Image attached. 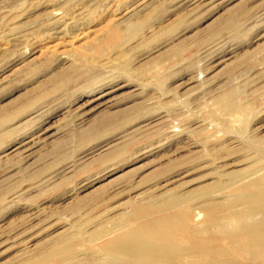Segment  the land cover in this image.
I'll list each match as a JSON object with an SVG mask.
<instances>
[{"label": "rangeland", "instance_id": "obj_1", "mask_svg": "<svg viewBox=\"0 0 264 264\" xmlns=\"http://www.w3.org/2000/svg\"><path fill=\"white\" fill-rule=\"evenodd\" d=\"M263 167L264 0H0V264L200 226Z\"/></svg>", "mask_w": 264, "mask_h": 264}, {"label": "bare ground", "instance_id": "obj_2", "mask_svg": "<svg viewBox=\"0 0 264 264\" xmlns=\"http://www.w3.org/2000/svg\"><path fill=\"white\" fill-rule=\"evenodd\" d=\"M263 171L264 167L259 168L237 181L240 184L236 192L222 202L214 201L217 197L204 198L205 218L200 226L194 224L197 223V214L166 215L148 220L134 229L125 226L126 229L122 227L124 230L119 228L112 232L115 234L106 245L114 247L118 256H107L105 261L96 256L67 257L57 264H185V257H168L171 253L175 256L183 251L199 253L206 264H264ZM149 212L151 209L134 208V214L142 217L141 220ZM183 224L181 235L185 236L184 241L172 229L174 225Z\"/></svg>", "mask_w": 264, "mask_h": 264}]
</instances>
